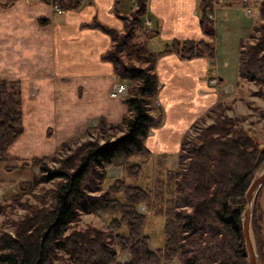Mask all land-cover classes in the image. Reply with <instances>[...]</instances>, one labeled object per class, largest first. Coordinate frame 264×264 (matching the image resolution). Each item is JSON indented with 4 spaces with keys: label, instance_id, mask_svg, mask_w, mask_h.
Listing matches in <instances>:
<instances>
[{
    "label": "trees",
    "instance_id": "trees-1",
    "mask_svg": "<svg viewBox=\"0 0 264 264\" xmlns=\"http://www.w3.org/2000/svg\"><path fill=\"white\" fill-rule=\"evenodd\" d=\"M82 1L49 0L60 10L77 9ZM146 3L134 0L129 15L122 18V31L93 25L109 36L111 49L103 58L112 63L118 82L127 87L123 99L127 112L120 123L108 126L100 120L97 127V132L106 127L113 135L121 132L114 141L83 143L62 159L56 155L10 156L9 148L23 133L21 89L19 83L0 81V164L15 162L6 167L38 170L30 182L18 184L19 190L58 180L49 204L41 199L40 207L26 204L28 213L14 223L13 233L0 235V264H247L240 216L244 194L264 163V148L242 126L244 116L226 115L219 101L199 119H211L210 125L194 136L186 135L176 156L156 157L158 170L153 179L143 182L146 180L141 178L153 159L145 140L163 119L162 110L155 105L160 88L155 61L168 54L187 60L213 59L215 54L210 43L192 40H172L151 51L157 30L144 28ZM214 4L215 0L198 4L207 37L215 33L210 19ZM255 19L256 26L240 44L243 50L237 74L239 81L256 84L264 97V0L259 2ZM68 146L63 143L61 150ZM172 157L176 167L166 170V160ZM49 162L58 167H49ZM110 167L119 168L120 176L104 187ZM259 199L260 195L253 210L252 232L264 264V217ZM141 204L151 210V216L160 215L164 220L162 245L153 250L145 233L149 216L140 212ZM89 214H103L108 220L105 230L91 225L81 228V216ZM123 253L129 255L128 262L119 261Z\"/></svg>",
    "mask_w": 264,
    "mask_h": 264
},
{
    "label": "crops",
    "instance_id": "crops-1",
    "mask_svg": "<svg viewBox=\"0 0 264 264\" xmlns=\"http://www.w3.org/2000/svg\"><path fill=\"white\" fill-rule=\"evenodd\" d=\"M199 1L146 3L144 20L157 30L153 51L172 40H192L210 43L215 53L213 59L168 54L155 61L163 119L145 140L152 156H176L189 127L219 102L210 82L217 80L219 88L237 84L240 44L256 26L260 0L215 3L210 18L215 33L207 37ZM133 4L85 0L77 9L60 10L49 0H0V81L19 83L21 89L23 133L9 148L10 156L39 158L97 128L100 120L108 126L120 123L127 108L123 99L110 96L119 82L112 63L103 58L111 40L93 25L122 31V18Z\"/></svg>",
    "mask_w": 264,
    "mask_h": 264
},
{
    "label": "rangeland",
    "instance_id": "rangeland-1",
    "mask_svg": "<svg viewBox=\"0 0 264 264\" xmlns=\"http://www.w3.org/2000/svg\"><path fill=\"white\" fill-rule=\"evenodd\" d=\"M228 2H232V0H216V4H226ZM249 6L252 7L251 4ZM247 14H250V9L247 10ZM150 48V50L153 51L154 45L152 43ZM242 50L243 48L241 47L240 52H242ZM124 56L125 55L123 54V58L125 59ZM134 63L138 65L137 62L134 61ZM139 65L143 66L142 64ZM215 81L216 82L214 83H212L213 81L210 82V84L215 88L214 91L216 92V97L219 101L222 102V105L225 109V114L234 118L244 116L246 119L242 122V126L247 129L250 136L258 143L259 147L264 148V97L259 95V87L251 82L243 80L239 81L238 78L237 84L230 83V85L228 86L219 88L217 85V80ZM155 105L156 107L159 106L158 103ZM211 123L212 120L209 118L199 120L197 121V123H195L196 125H194L195 128L193 127L194 130L192 131V133L188 134L187 130L186 135L194 136L196 132H200L202 128L210 125ZM120 136H122L121 132L113 135V132L109 129V127L104 128L102 132H97V128L93 129L92 131L87 130V132L80 135L78 139L70 142H64L68 143L69 145L67 148H65V150H61V146L63 144L62 143L60 146L49 153H39L38 157L42 158L44 156L51 157L56 155L58 159H62L66 156H69L75 148L83 143L95 141L97 139L100 144H105L114 141L117 137ZM156 157L158 158L159 154H153V156H151V158L153 159L151 163L148 164L150 165V167L148 170H145V172L143 173V177H141L142 180H146L143 182H149V180L153 179V177L156 175V171L158 170V168L156 167ZM175 161L176 160L174 159V157L166 160V170L168 168H175ZM13 164L16 163L9 162L6 165L0 164V235L2 233H13L14 223L28 213L25 208L26 204L40 207L43 202L41 203L39 199L45 200V204H49V194H52V190L55 189L56 183L58 181L54 180L38 186L26 188L25 190H19L18 184L21 182H30L34 174L38 175V170L31 172L29 170H12L6 167ZM48 166L51 168H57L58 164L49 162ZM109 169H113L111 170L112 172H109ZM106 176L107 182L103 184L104 187H106L112 179L118 178L120 176V169L116 167L107 168ZM160 176H163V178L166 177V172H161ZM140 184H142V181H140ZM258 195H260L259 203L263 208L264 217V186ZM138 209L140 210V212L149 216L145 227V233L151 238L150 247L152 248V250L156 249L154 247H159L162 245L164 220L162 219V217L160 218V215L151 216V210L146 207L145 204L139 205ZM107 221L108 220H106L103 214H99L97 216L90 214L82 215L80 218L79 226L81 228H84L88 225H91L92 227H95L97 229L105 230ZM129 260L130 258L127 253H123L119 256V261L121 263L128 262ZM171 264L177 263L174 262Z\"/></svg>",
    "mask_w": 264,
    "mask_h": 264
},
{
    "label": "water",
    "instance_id": "water-1",
    "mask_svg": "<svg viewBox=\"0 0 264 264\" xmlns=\"http://www.w3.org/2000/svg\"><path fill=\"white\" fill-rule=\"evenodd\" d=\"M264 186V163L255 173L243 197V209L240 216L241 235L243 239L247 264H261L252 232V217L256 198Z\"/></svg>",
    "mask_w": 264,
    "mask_h": 264
},
{
    "label": "built area",
    "instance_id": "built-area-1",
    "mask_svg": "<svg viewBox=\"0 0 264 264\" xmlns=\"http://www.w3.org/2000/svg\"><path fill=\"white\" fill-rule=\"evenodd\" d=\"M83 2L84 1H82L81 4H83ZM54 8L57 9L56 7ZM144 25L146 29H151V23L149 21L146 20ZM126 92L127 90H126L125 85L117 83L112 86L110 96L113 98H124L126 95ZM194 125L196 124H193V126L188 129V134L192 133Z\"/></svg>",
    "mask_w": 264,
    "mask_h": 264
}]
</instances>
